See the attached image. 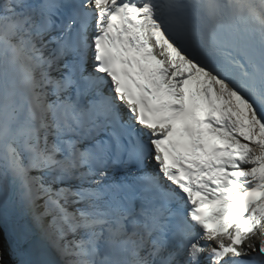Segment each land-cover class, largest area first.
I'll return each mask as SVG.
<instances>
[{"label":"snow or ice","instance_id":"snow-or-ice-1","mask_svg":"<svg viewBox=\"0 0 264 264\" xmlns=\"http://www.w3.org/2000/svg\"><path fill=\"white\" fill-rule=\"evenodd\" d=\"M0 264H264V0H0Z\"/></svg>","mask_w":264,"mask_h":264}]
</instances>
